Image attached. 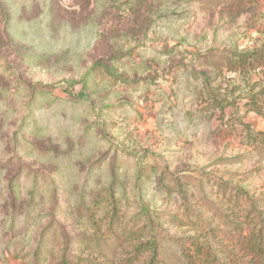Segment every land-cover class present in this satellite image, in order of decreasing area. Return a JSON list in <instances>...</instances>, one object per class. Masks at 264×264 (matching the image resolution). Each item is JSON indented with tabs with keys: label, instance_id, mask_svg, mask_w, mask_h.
Segmentation results:
<instances>
[{
	"label": "rangeland",
	"instance_id": "374dc122",
	"mask_svg": "<svg viewBox=\"0 0 264 264\" xmlns=\"http://www.w3.org/2000/svg\"><path fill=\"white\" fill-rule=\"evenodd\" d=\"M242 6L0 0V264H187L248 233L264 68L223 57L264 47V0Z\"/></svg>",
	"mask_w": 264,
	"mask_h": 264
},
{
	"label": "trees",
	"instance_id": "16d2710c",
	"mask_svg": "<svg viewBox=\"0 0 264 264\" xmlns=\"http://www.w3.org/2000/svg\"><path fill=\"white\" fill-rule=\"evenodd\" d=\"M217 5L232 4L241 11L242 5L260 0H213ZM214 50L206 52L203 56L207 67H216L212 61ZM225 65L229 71L240 73L249 69L264 68V47L250 52H234L224 55ZM219 67V66H217ZM221 70V69H220ZM264 116L263 111H258ZM235 222V221H234ZM231 222L233 229H242L246 224L249 227L247 234L232 238L230 247L222 246L217 249L208 241L201 239L189 240L183 244L182 256L187 264H264V209H258L253 203L243 222ZM151 259L147 264H168L159 257V248L156 245L149 247ZM62 264H70L65 261Z\"/></svg>",
	"mask_w": 264,
	"mask_h": 264
}]
</instances>
